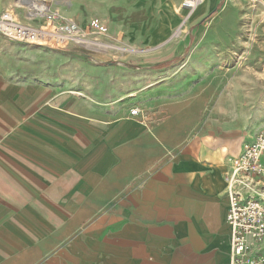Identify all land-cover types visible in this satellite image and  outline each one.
Segmentation results:
<instances>
[{
  "label": "crops",
  "instance_id": "crops-1",
  "mask_svg": "<svg viewBox=\"0 0 264 264\" xmlns=\"http://www.w3.org/2000/svg\"><path fill=\"white\" fill-rule=\"evenodd\" d=\"M181 1L69 0L65 18L133 39L113 64L0 36V264H230L234 160L264 130V0ZM16 2L0 12L30 24Z\"/></svg>",
  "mask_w": 264,
  "mask_h": 264
},
{
  "label": "built area",
  "instance_id": "built-area-1",
  "mask_svg": "<svg viewBox=\"0 0 264 264\" xmlns=\"http://www.w3.org/2000/svg\"><path fill=\"white\" fill-rule=\"evenodd\" d=\"M203 0H182L180 10L190 15ZM26 10L25 24L13 10L0 12V36L14 42L56 50L69 46L86 48L91 44V27L64 19L47 0H18ZM138 107L131 110L138 116ZM238 186L264 189V130L252 143L244 145L234 160L229 181L227 223L230 228V264H264V201L256 195L245 194Z\"/></svg>",
  "mask_w": 264,
  "mask_h": 264
},
{
  "label": "rangeland",
  "instance_id": "rangeland-1",
  "mask_svg": "<svg viewBox=\"0 0 264 264\" xmlns=\"http://www.w3.org/2000/svg\"><path fill=\"white\" fill-rule=\"evenodd\" d=\"M47 1L51 5V7L53 9H55L56 11H58L64 19L70 20V19L65 18L63 16V13L68 12V10H69V3H70L69 0H47ZM17 3H18V0H17L16 4ZM11 7H12V5H11ZM95 7L96 6H93L92 8L95 10ZM16 9L21 10V13H22L21 16L27 18L25 8L16 6ZM10 10H12V9H10ZM175 12L179 13V14L181 12H183L182 10H180L179 2L177 3V7H176ZM185 15L188 16V13L186 12ZM82 17L84 18L85 15L83 14ZM93 17H95V15ZM90 19H89V21L85 22V24H82V22H79L77 20H74V22L78 23L79 25L82 24V27H84V28L91 27V30L93 32V35L91 36L92 42L86 48H91L90 51H92V52L87 51L86 48L76 47L74 45L69 46L65 50L59 49L57 51L68 53L72 56H79L80 58H84V60H93V57H96V55H97L95 53L98 51L112 53L110 58L102 60L103 64H113V63L121 62V61H124L123 60L124 57H131V56H133V54H136V51L138 48L137 49L135 48V46L133 44V39L130 38L128 36V34H121L118 36L116 34L114 35L113 33L109 34L108 32H106L105 29H99V22L97 19H95V18H93L92 20H90ZM234 20H236L235 16H234ZM71 21H73V20H71ZM210 21H211V19H210ZM246 21H247V19L245 18V8L242 7L241 17H240V25L242 28H244ZM222 25L225 29H228L229 23H228V15L227 14L224 17V22L221 24V26ZM225 40L226 39L221 38L222 42ZM44 48L53 49L50 47H44ZM53 50H56V49H53ZM80 54L87 55V57H82V56H80Z\"/></svg>",
  "mask_w": 264,
  "mask_h": 264
},
{
  "label": "bare ground",
  "instance_id": "bare-ground-1",
  "mask_svg": "<svg viewBox=\"0 0 264 264\" xmlns=\"http://www.w3.org/2000/svg\"><path fill=\"white\" fill-rule=\"evenodd\" d=\"M203 2H205V0H203ZM184 13H186V11H183Z\"/></svg>",
  "mask_w": 264,
  "mask_h": 264
}]
</instances>
